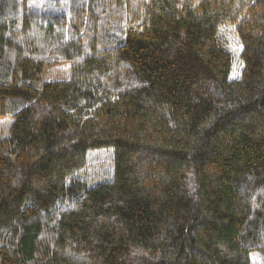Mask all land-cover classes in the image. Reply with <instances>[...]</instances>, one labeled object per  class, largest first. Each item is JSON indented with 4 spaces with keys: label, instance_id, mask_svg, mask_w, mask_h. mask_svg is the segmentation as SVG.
Segmentation results:
<instances>
[{
    "label": "trees",
    "instance_id": "trees-1",
    "mask_svg": "<svg viewBox=\"0 0 264 264\" xmlns=\"http://www.w3.org/2000/svg\"><path fill=\"white\" fill-rule=\"evenodd\" d=\"M251 253L264 259V0H0V264Z\"/></svg>",
    "mask_w": 264,
    "mask_h": 264
},
{
    "label": "rangeland",
    "instance_id": "rangeland-1",
    "mask_svg": "<svg viewBox=\"0 0 264 264\" xmlns=\"http://www.w3.org/2000/svg\"><path fill=\"white\" fill-rule=\"evenodd\" d=\"M239 67L235 66L232 72V77L237 78ZM70 76L69 66L67 64L59 67H54L46 71L45 81L65 80ZM110 151L102 150L89 153L90 162L83 171V178L90 184L96 183L101 179L110 169ZM250 259L252 264H264V259L257 253H251Z\"/></svg>",
    "mask_w": 264,
    "mask_h": 264
}]
</instances>
